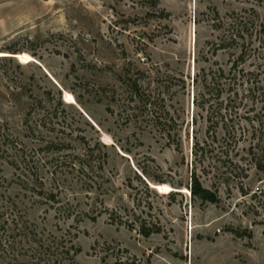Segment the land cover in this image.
I'll use <instances>...</instances> for the list:
<instances>
[{
    "label": "rangeland",
    "instance_id": "1",
    "mask_svg": "<svg viewBox=\"0 0 264 264\" xmlns=\"http://www.w3.org/2000/svg\"><path fill=\"white\" fill-rule=\"evenodd\" d=\"M127 77L170 113L171 130L127 107ZM212 79L222 92L210 94ZM262 80L264 0H0V142L9 134L41 162L48 191L56 163L47 161L85 160L88 145L108 155L104 171L59 179L52 208L0 144V207L81 249L78 264H264V175L250 165L245 179L235 167L249 161ZM211 119L220 124L209 131ZM50 141L71 148L45 152ZM194 171L218 204L192 198ZM155 226L161 234L142 235Z\"/></svg>",
    "mask_w": 264,
    "mask_h": 264
},
{
    "label": "trees",
    "instance_id": "2",
    "mask_svg": "<svg viewBox=\"0 0 264 264\" xmlns=\"http://www.w3.org/2000/svg\"><path fill=\"white\" fill-rule=\"evenodd\" d=\"M244 32L245 31L238 32V35L241 36V34ZM232 42L235 43L236 40L233 39ZM224 46L225 45H222L220 48H223ZM246 55L247 53H243L239 60L245 62ZM221 74H224V71H221ZM259 76V74L252 73L250 74L249 79L251 80L253 78L256 82H258ZM122 80L129 90V102L127 107L132 109L131 106L134 104L135 107L133 108L135 111L138 110V108L145 109L146 112H150V115L153 116L155 127H158L164 131L171 130L167 129L169 125L164 116L166 114L169 115L170 113L162 112V106L156 101V98H153L147 93V91L140 84L139 80L129 77H127L125 80ZM215 81L218 80L212 79V83L210 85L207 83V86H209L210 89V94L213 92H222L220 87L216 85L217 82L215 83ZM258 86H260L259 88L262 90L261 95L264 97L263 80L261 82L259 81ZM195 104L199 106L197 99L195 100ZM263 109L262 111L258 112L253 119L250 118L253 131L251 133L252 143L249 148L248 164H235L236 169L245 174V179L249 178L247 173L250 171V165H252L256 171H258V173L264 175ZM211 122L213 123L210 126L209 131L216 130V127H218L220 124L219 121L215 122L213 119H211ZM232 129L234 133L229 132L228 137L236 140L237 134L235 132V128ZM241 136L243 137V135ZM3 138L4 140L3 142H0V144L2 147L7 148L6 154L10 155L9 157L12 158L9 162L10 165L20 172V174L17 175L18 180L23 181L24 184L28 186V188H35V185L39 186L41 188V191L38 193L39 196L47 200V205L52 204V208L59 206L62 203L60 197L61 193L64 191L63 188L65 185H63L64 179L62 182H60L59 179H62L66 175H69L73 172L86 174V171H88L90 174L96 170L104 171L107 164L108 155L100 149V145H96L94 147L88 145L86 149L85 160L77 156L72 157L70 155H66L64 157H60L58 160L52 159L51 161H47V164H51L53 161L56 163L54 170L50 172L52 175L53 188L51 191H48L44 174L41 173V162L37 161V159L34 158L35 156L30 155L27 149H19L21 144H19V142L9 134ZM68 148L71 147L67 146L66 143H55L54 141H50L47 143V146L44 150L45 152L56 151L60 153L67 150ZM179 149H181V146L178 145V150ZM204 150L205 147L202 146V142L196 135L194 137V144L192 147L193 156L198 159L200 153ZM95 159H99L98 163H93ZM68 169L70 171H68ZM2 173L3 171L0 168V174ZM66 179L67 178L65 177V180ZM153 181L155 184H166L161 180L154 179ZM188 189L190 190L193 199H201L204 203L210 204L219 203L220 199L218 193L206 189L201 182V178L195 171L192 174L191 185ZM242 190L245 195L249 194L245 191L244 187H242ZM260 195L263 196V199L261 200L264 206V192L262 191ZM253 196L258 198L257 193H255ZM76 209L77 207L74 208L72 205H69L65 214L68 216V218H71L75 214ZM10 210L11 208H6L5 205L0 207V264H78L76 259L78 255L81 254V249H78L73 244L68 247V245L63 241H49L44 237H40L39 233L32 229V226H30L27 221H24L22 218L18 219L17 217H13V214H10ZM82 215V213H78L77 217L80 219L82 218ZM86 216L88 215L86 214ZM230 232L239 238H253L252 233L248 231L241 232L230 229ZM141 233L144 235V237L150 238L154 234H161L162 228L159 226H155L152 229H146V227H142Z\"/></svg>",
    "mask_w": 264,
    "mask_h": 264
}]
</instances>
